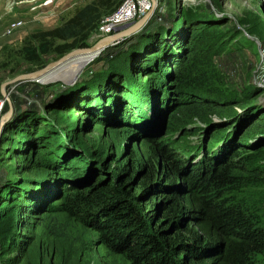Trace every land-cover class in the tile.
I'll return each instance as SVG.
<instances>
[{
  "label": "rangeland",
  "instance_id": "1",
  "mask_svg": "<svg viewBox=\"0 0 264 264\" xmlns=\"http://www.w3.org/2000/svg\"><path fill=\"white\" fill-rule=\"evenodd\" d=\"M75 1L68 14L55 22H29L12 34L4 33L7 20L0 18V84L74 48H90L108 39L98 48L86 49L96 51L87 61L54 68V78L40 80L43 73L9 83L5 86L8 98L0 90V116L9 104L12 106L1 134L8 121L13 119L14 128L20 124L19 115L35 113L41 122L37 135H42L47 124L65 149L63 155L87 170L85 174H92L94 169L104 172L107 168L113 173L126 164L142 165L149 160L160 169L164 156L158 152L169 142L183 161H192L202 152L205 132L222 125L226 126L221 133L226 141H236L241 150L255 152L253 163L264 166V0H137L134 15L102 29L103 19L123 2L120 0L112 11L103 14L83 44L59 55L34 51L32 33L60 24L89 0ZM136 22H141L138 27L124 32ZM144 29L165 30V40L174 49L172 57L160 58L167 75L163 84L154 80L152 73L140 72L141 67L134 71L124 67L128 72L120 70L119 78L109 81L110 86L104 89L107 97L102 100L96 95L88 103L90 95L82 89L83 83L112 64V60L104 59L106 51ZM159 32L152 41L160 38ZM21 45L24 56L40 57L42 63H21L11 71L14 60L21 59ZM38 46L49 49L45 42ZM112 51L119 53V48ZM73 67H78L74 75ZM189 74H204L205 88L190 89L184 80L177 79ZM142 91L149 93L147 101ZM65 96L70 99L67 103L60 101ZM128 104L137 111L132 120L124 116L123 108ZM15 129L5 132L3 138H7L0 148V264H131L123 253L98 242L97 231L87 223L53 209L59 201L58 179L43 168L40 151L17 148L22 143ZM230 134L234 138L228 139ZM221 144L216 136L209 146L217 150ZM12 181L21 191V201L13 195ZM182 185L185 179L178 174L169 187L177 190ZM244 190L255 199H264V185L250 183ZM161 197L158 192L152 201ZM258 256L264 261V254Z\"/></svg>",
  "mask_w": 264,
  "mask_h": 264
},
{
  "label": "trees",
  "instance_id": "2",
  "mask_svg": "<svg viewBox=\"0 0 264 264\" xmlns=\"http://www.w3.org/2000/svg\"><path fill=\"white\" fill-rule=\"evenodd\" d=\"M119 2L89 0L60 24L32 33L36 43L33 50L59 55L83 44L103 14L112 11ZM160 30L144 29L106 51L104 59L112 60V64L83 83L82 89L90 95L88 103L96 95L103 100L108 95L104 89L110 86L109 81L113 83L115 77L119 78L120 70L127 71L125 68L133 67L134 71L141 67L140 72L152 73L154 80L163 84V76L167 75L160 66V58L168 59L170 54L172 57L174 49L165 40V30ZM158 32L160 38L152 41ZM168 34L176 35L175 32ZM43 42L49 49L38 46ZM115 47L119 48V53H113ZM25 53L21 45L18 50L21 59L14 60L11 71L21 63H42L40 57L33 59L29 54L24 56ZM130 63L132 66H124ZM203 76L189 74L177 79L184 80L187 88L202 90L205 88ZM67 90L69 92V88ZM141 94L147 101L149 93L142 91ZM60 101L67 103L70 99L65 96ZM129 105L124 106L123 112L132 120L137 111ZM18 118L17 127H12L13 119L5 124L4 134L16 128V138L22 143L18 149L40 151L43 168L59 182L56 189L59 201L52 205L53 209L87 223L97 231L98 242L123 253L131 264H264L258 256L264 254V199H255L244 190L250 183L264 185V166L253 163L255 152L241 150V144L237 146L236 141L231 143L226 141V136H221L226 126L219 125L205 132V141L201 139L200 144L202 152L196 159L189 160V164L169 142L158 152L164 156L160 169L149 160L142 165L126 164L113 173L106 168L104 172L94 169L92 174H85L87 170L63 155L65 149L47 124L42 135H37L41 129L37 114L25 112ZM4 134L0 135V148L7 138H3ZM216 136L222 143L217 150L209 146ZM229 136L228 139L234 138ZM151 140L158 144L156 138ZM178 174L184 177L185 186L171 189L169 184ZM11 183L12 191H16L15 199L21 201L19 187L14 181ZM158 192L162 197L152 201Z\"/></svg>",
  "mask_w": 264,
  "mask_h": 264
},
{
  "label": "crops",
  "instance_id": "3",
  "mask_svg": "<svg viewBox=\"0 0 264 264\" xmlns=\"http://www.w3.org/2000/svg\"><path fill=\"white\" fill-rule=\"evenodd\" d=\"M75 3V0H0V18L6 21L13 16L21 17L23 26L29 22L52 23L68 14Z\"/></svg>",
  "mask_w": 264,
  "mask_h": 264
},
{
  "label": "water",
  "instance_id": "4",
  "mask_svg": "<svg viewBox=\"0 0 264 264\" xmlns=\"http://www.w3.org/2000/svg\"><path fill=\"white\" fill-rule=\"evenodd\" d=\"M145 18V17H144ZM143 18H142V21L143 22ZM141 22H136V23H133L132 25H130L129 29L125 30L124 32H128V30H132L133 28L135 27H138L140 25ZM108 39H104L100 42H97L94 46L90 47V48H74L70 51H68L66 54L62 55L61 57L55 59V60H52L50 62H48L47 64H45L44 66L40 67V68H37L35 70H32V71H28V72H21V73H18L16 74L15 76H13L12 78L10 79H7V80H4L1 84H0V90H1V93L8 98V95H7V92H6V89H5V86L9 83H12V82H15L19 79H33L34 77H37V76H40L42 75L49 67L53 66L54 64L58 63L59 61L63 60L65 57H67L69 54L73 53V52H77V51H83V50H86V49H93V48H98L100 47L103 43H107ZM11 104H9V108L3 113L1 114L0 116V135H1V132L3 130V125H4V122L6 121V119L8 118V116L10 115L11 113Z\"/></svg>",
  "mask_w": 264,
  "mask_h": 264
},
{
  "label": "built area",
  "instance_id": "5",
  "mask_svg": "<svg viewBox=\"0 0 264 264\" xmlns=\"http://www.w3.org/2000/svg\"><path fill=\"white\" fill-rule=\"evenodd\" d=\"M20 1V0H18ZM139 0L138 2H140ZM137 0H123L121 4L110 13V15L106 16L103 19V24L101 25L102 29H108L111 27L113 22L118 20H124L130 18L132 15L136 13L137 9ZM23 19L21 17L13 16L7 19L5 26H4V33L5 34H12L18 28L23 25ZM2 108V101H0V109Z\"/></svg>",
  "mask_w": 264,
  "mask_h": 264
},
{
  "label": "bare ground",
  "instance_id": "6",
  "mask_svg": "<svg viewBox=\"0 0 264 264\" xmlns=\"http://www.w3.org/2000/svg\"><path fill=\"white\" fill-rule=\"evenodd\" d=\"M98 51V50H97ZM96 51H91V50H83V51H78V52H75V53H72V54H69L67 57H65L63 60H61L60 62L54 64L53 66L49 67L42 76H40V80H47V79H50V78H54L56 77V74H52V71L54 68H58V66L61 64H66L67 66L69 65H72L75 66L76 64H80V62H85L87 61L88 59H90L94 54H95ZM78 69V67L74 68L73 67V70H75L73 72V75L74 73L76 72V70ZM39 79V78H38Z\"/></svg>",
  "mask_w": 264,
  "mask_h": 264
}]
</instances>
